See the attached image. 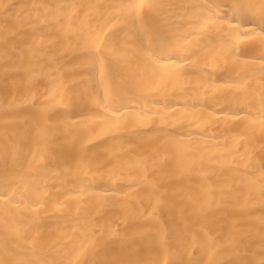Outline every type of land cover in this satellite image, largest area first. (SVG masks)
Wrapping results in <instances>:
<instances>
[{
    "label": "bare ground",
    "instance_id": "6f19581e",
    "mask_svg": "<svg viewBox=\"0 0 264 264\" xmlns=\"http://www.w3.org/2000/svg\"><path fill=\"white\" fill-rule=\"evenodd\" d=\"M0 264H264V0H0Z\"/></svg>",
    "mask_w": 264,
    "mask_h": 264
}]
</instances>
